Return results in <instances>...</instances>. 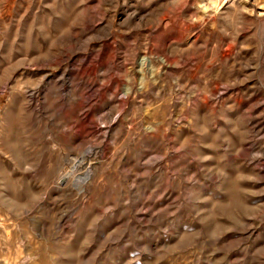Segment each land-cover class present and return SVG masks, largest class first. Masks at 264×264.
Returning a JSON list of instances; mask_svg holds the SVG:
<instances>
[{
    "label": "rangeland",
    "instance_id": "1",
    "mask_svg": "<svg viewBox=\"0 0 264 264\" xmlns=\"http://www.w3.org/2000/svg\"><path fill=\"white\" fill-rule=\"evenodd\" d=\"M0 264H264V0H0Z\"/></svg>",
    "mask_w": 264,
    "mask_h": 264
},
{
    "label": "bare ground",
    "instance_id": "2",
    "mask_svg": "<svg viewBox=\"0 0 264 264\" xmlns=\"http://www.w3.org/2000/svg\"><path fill=\"white\" fill-rule=\"evenodd\" d=\"M32 95H34V93Z\"/></svg>",
    "mask_w": 264,
    "mask_h": 264
}]
</instances>
